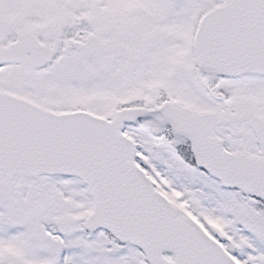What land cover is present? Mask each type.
<instances>
[{"label": "snow or ice", "instance_id": "obj_1", "mask_svg": "<svg viewBox=\"0 0 264 264\" xmlns=\"http://www.w3.org/2000/svg\"><path fill=\"white\" fill-rule=\"evenodd\" d=\"M0 264H264V0H0Z\"/></svg>", "mask_w": 264, "mask_h": 264}]
</instances>
